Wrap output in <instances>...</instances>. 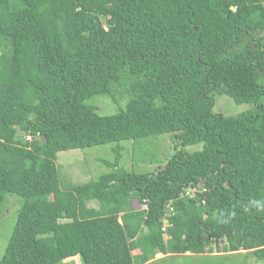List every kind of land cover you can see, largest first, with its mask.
<instances>
[{
    "label": "trees",
    "instance_id": "1",
    "mask_svg": "<svg viewBox=\"0 0 264 264\" xmlns=\"http://www.w3.org/2000/svg\"><path fill=\"white\" fill-rule=\"evenodd\" d=\"M117 96L113 115L91 104ZM215 96L252 108L217 114ZM167 134L157 172L119 167L121 142ZM111 143L106 173L61 184L59 153ZM8 195L0 264H163L220 243L222 261H264V0H0V214Z\"/></svg>",
    "mask_w": 264,
    "mask_h": 264
},
{
    "label": "rangeland",
    "instance_id": "2",
    "mask_svg": "<svg viewBox=\"0 0 264 264\" xmlns=\"http://www.w3.org/2000/svg\"><path fill=\"white\" fill-rule=\"evenodd\" d=\"M117 100L118 104H114L106 97H97L91 100V104L96 106L99 115H113L123 110L124 104L126 103L125 98L117 96ZM251 108L252 106L250 104H236L226 96H215L213 112L224 116H235ZM28 140H31V138ZM120 145L124 150L119 167L134 173L152 174L157 172L174 152V145L169 134L157 138L140 139L136 143L124 141ZM114 147L115 144L111 143L103 146L59 153L54 163L59 171L61 184L63 183L62 185L65 186L78 185L96 180L99 175L108 171L102 163L112 161L114 158ZM200 148L201 146L198 145L188 147L187 149L196 151L200 150ZM5 204L7 205L0 214V257L5 251L8 239L14 228L16 212L21 205V199L13 195H8ZM93 205L95 203L90 204V206ZM133 207L136 209L143 208L137 202H134ZM220 247L221 243L217 246L213 244L211 251H205L201 255H192L189 257L175 255L173 256L174 259L173 257H166L165 260L167 262H163V264H170L171 261L168 259L171 258L173 259L171 264H264V261H256L251 257L244 256V252L228 256L225 261H222L218 258L223 255ZM163 256V254L157 253L154 260H159ZM57 264H82V261L79 257H74L58 262Z\"/></svg>",
    "mask_w": 264,
    "mask_h": 264
}]
</instances>
